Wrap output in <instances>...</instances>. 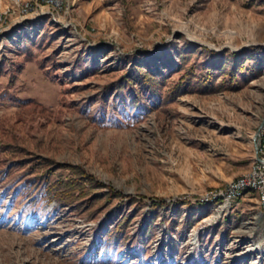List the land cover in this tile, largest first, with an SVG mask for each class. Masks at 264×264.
Segmentation results:
<instances>
[{"label": "rangeland", "instance_id": "rangeland-1", "mask_svg": "<svg viewBox=\"0 0 264 264\" xmlns=\"http://www.w3.org/2000/svg\"><path fill=\"white\" fill-rule=\"evenodd\" d=\"M0 15V264H264L253 192L230 208L198 200L256 160L264 0H0ZM36 158L132 198L32 202Z\"/></svg>", "mask_w": 264, "mask_h": 264}, {"label": "trees", "instance_id": "trees-1", "mask_svg": "<svg viewBox=\"0 0 264 264\" xmlns=\"http://www.w3.org/2000/svg\"><path fill=\"white\" fill-rule=\"evenodd\" d=\"M258 48H253V50H258ZM240 64V63H239ZM140 83L147 86L149 90L155 91L158 88L159 80L151 76L149 73L139 70ZM125 76H122L119 80L114 81L112 84L116 85L118 89L123 88L121 84ZM127 81L131 82V78H127ZM207 83V80L204 79ZM203 82V85L204 83ZM179 86H174L168 92L169 97H175L178 95ZM134 102H137L134 100ZM55 162L48 158H36L32 160V165L37 167H44L45 174L42 176V181L40 185L39 192L31 199L32 202L41 201L43 205H48L54 203V207H68L75 204L81 205L87 200H96L101 198L103 195H108V197H122L129 198L130 195H124L120 192L115 191L113 188H108L106 191H101L102 188L106 186L96 180V178L88 174L85 169L80 165L74 164H54ZM67 168L72 172V176L69 178L65 177H54L50 178V173L56 169ZM152 203L151 206H155ZM127 218L120 219L109 229H106L99 242V250H104L112 242H116L127 223Z\"/></svg>", "mask_w": 264, "mask_h": 264}, {"label": "built area", "instance_id": "built-area-1", "mask_svg": "<svg viewBox=\"0 0 264 264\" xmlns=\"http://www.w3.org/2000/svg\"><path fill=\"white\" fill-rule=\"evenodd\" d=\"M42 1L52 11L59 12L62 9L63 0ZM26 9L25 7L24 11ZM4 22L0 15V24ZM255 150V157H258V160H255L247 173L231 180L223 187L205 192L198 200L215 204L219 208H230L247 192H253L258 200V206L264 213V122L256 139Z\"/></svg>", "mask_w": 264, "mask_h": 264}, {"label": "water", "instance_id": "water-1", "mask_svg": "<svg viewBox=\"0 0 264 264\" xmlns=\"http://www.w3.org/2000/svg\"><path fill=\"white\" fill-rule=\"evenodd\" d=\"M263 122H264V119L261 120V122H260V124H259L257 130L255 131V133H254V135H253V141H254V147H255V149H256V139H257V136H258V134H259V132H260V129H261L262 126H263ZM256 159L258 160V157H256Z\"/></svg>", "mask_w": 264, "mask_h": 264}]
</instances>
